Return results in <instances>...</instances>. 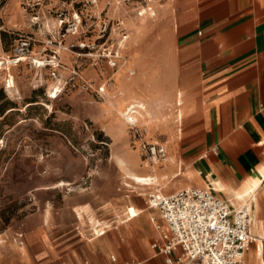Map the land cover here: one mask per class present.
I'll return each instance as SVG.
<instances>
[{"label": "crops", "instance_id": "crops-1", "mask_svg": "<svg viewBox=\"0 0 264 264\" xmlns=\"http://www.w3.org/2000/svg\"><path fill=\"white\" fill-rule=\"evenodd\" d=\"M153 8L157 20L131 30L134 78L127 70L119 77L122 103L130 102L124 115H150L144 135L132 140L114 109L101 107L91 121L109 138L110 157L99 166L83 157V171L68 178L39 174L27 190L34 213L19 233H0V264H165L153 249L162 221L146 204L149 192L211 188L232 208L249 206L251 223L264 226V0H155ZM143 142L163 156L142 157ZM254 179L253 195L238 199ZM97 225L101 236L92 234Z\"/></svg>", "mask_w": 264, "mask_h": 264}, {"label": "rangeland", "instance_id": "rangeland-1", "mask_svg": "<svg viewBox=\"0 0 264 264\" xmlns=\"http://www.w3.org/2000/svg\"><path fill=\"white\" fill-rule=\"evenodd\" d=\"M87 1L0 0V61L12 57L19 39L31 38L27 58L17 65L0 66V233L9 229L10 233H19V222L34 213L27 190L42 172L68 178L83 171V157H97L94 159L99 161L91 165L105 164L106 157H110V141L91 121L101 107L114 109V123H125L124 110L130 102L122 103L124 90L119 86V77L127 70L126 77L134 78L129 71L132 60L126 57L133 41L131 30L157 20L155 0L153 17L151 12L138 16L145 7L143 0H97L96 5ZM75 15L81 24L77 31H72L70 24L68 31ZM124 35L122 60L117 69H111L105 55ZM80 44L94 48L81 49ZM52 57L54 69L37 67L32 61H51ZM53 71L55 79L51 77ZM113 80L114 89L110 91ZM45 85V91H41ZM100 86L106 87L104 96L96 94ZM55 89L57 98H49ZM134 116L135 127L124 125L132 140H137L144 135L139 127L146 125L150 115ZM62 145L67 147L66 152H60ZM143 146L147 149L151 145L143 142L139 148L142 157H150ZM34 153L37 156L31 157ZM59 163L64 168L55 172ZM108 174L114 176L111 169Z\"/></svg>", "mask_w": 264, "mask_h": 264}, {"label": "built area", "instance_id": "built-area-1", "mask_svg": "<svg viewBox=\"0 0 264 264\" xmlns=\"http://www.w3.org/2000/svg\"><path fill=\"white\" fill-rule=\"evenodd\" d=\"M127 2V0H121ZM144 9L138 11V16L145 12H152L154 0H143ZM90 5H96L97 0H88ZM118 3V2H117ZM63 24V21H60ZM71 24L72 31H77L81 21L77 15L68 23L67 30ZM69 31V30H68ZM103 31L105 29L103 28ZM124 35L116 48L107 51L105 59L111 69H117L121 55V44L125 42ZM31 38H21L17 41L10 63L17 65L22 59L29 56ZM79 48L92 50L94 45L80 44ZM51 61L32 60L33 64L39 66L56 67ZM44 66V67H46ZM52 78H56L54 71ZM106 87L100 86L96 94L104 96ZM136 110V108H133ZM133 114V113H132ZM135 127L134 124H130ZM146 149V146H143ZM147 154L152 157L156 154L163 156V148L159 146H148ZM148 207L159 211L162 224L158 227L162 245H153V249L166 256L165 264H244L245 255L256 246L257 238L250 233L252 222V210L243 205L232 208L228 203L218 196L211 188H183L171 195L163 196L153 192L146 195ZM99 226L92 230L93 236H101L104 231ZM261 240V249L264 251V239ZM179 251V256L173 259L170 254ZM112 264H117L115 258H111ZM124 264H143L131 261Z\"/></svg>", "mask_w": 264, "mask_h": 264}, {"label": "bare ground", "instance_id": "bare-ground-1", "mask_svg": "<svg viewBox=\"0 0 264 264\" xmlns=\"http://www.w3.org/2000/svg\"><path fill=\"white\" fill-rule=\"evenodd\" d=\"M4 60H5L4 62H3V60L0 61V66L5 65V64H12V63H10V59H4ZM52 91L53 90H51V92L49 93V98L56 99L58 90L55 89L53 94H52ZM124 116L126 117L125 122L127 124L130 125V124H134L136 122V118L133 117L132 115L126 114ZM261 174H262V176H264V171H261ZM151 180L152 179L147 180V179L136 178V181L138 183H142L143 185H150L149 183H151ZM259 184H260L259 179H254L253 182H251L250 185L245 190L243 189L244 190L243 195H237L238 199H241V198H243L245 196L253 195V193L256 191V189H257ZM132 216H133V213H132ZM251 224H252L251 225V230L255 231L257 233L258 238H257V249H256V246H255L254 247L255 250L250 251L249 258H248V264H264V260H261L262 249H261V240H260V239H264V226L261 225L259 220H254L253 223H251Z\"/></svg>", "mask_w": 264, "mask_h": 264}]
</instances>
